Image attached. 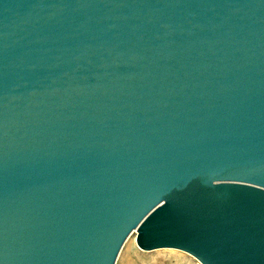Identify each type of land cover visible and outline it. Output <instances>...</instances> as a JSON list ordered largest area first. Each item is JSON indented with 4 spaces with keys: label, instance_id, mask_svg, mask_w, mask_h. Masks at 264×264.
<instances>
[{
    "label": "water",
    "instance_id": "water-1",
    "mask_svg": "<svg viewBox=\"0 0 264 264\" xmlns=\"http://www.w3.org/2000/svg\"><path fill=\"white\" fill-rule=\"evenodd\" d=\"M134 231L264 264V0H0V264Z\"/></svg>",
    "mask_w": 264,
    "mask_h": 264
},
{
    "label": "rangeland",
    "instance_id": "rangeland-1",
    "mask_svg": "<svg viewBox=\"0 0 264 264\" xmlns=\"http://www.w3.org/2000/svg\"><path fill=\"white\" fill-rule=\"evenodd\" d=\"M131 233L125 240L115 264H198V261L189 254L171 249L160 248L155 250L140 249L133 240Z\"/></svg>",
    "mask_w": 264,
    "mask_h": 264
},
{
    "label": "bare ground",
    "instance_id": "bare-ground-1",
    "mask_svg": "<svg viewBox=\"0 0 264 264\" xmlns=\"http://www.w3.org/2000/svg\"><path fill=\"white\" fill-rule=\"evenodd\" d=\"M133 236H134V241H135V238H136V231L132 232ZM198 264H201L200 262H198Z\"/></svg>",
    "mask_w": 264,
    "mask_h": 264
}]
</instances>
